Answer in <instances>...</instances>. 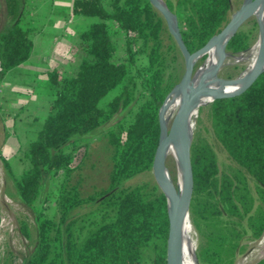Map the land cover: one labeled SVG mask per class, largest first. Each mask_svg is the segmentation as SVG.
<instances>
[{
    "label": "trees",
    "instance_id": "16d2710c",
    "mask_svg": "<svg viewBox=\"0 0 264 264\" xmlns=\"http://www.w3.org/2000/svg\"><path fill=\"white\" fill-rule=\"evenodd\" d=\"M164 1L176 14L190 51L206 45L233 14L232 0ZM28 2L2 0L0 84L30 57L32 29L23 23ZM72 12L90 19L79 33L82 61L66 79L49 75L52 106L23 149L18 176L3 157L17 198L35 222L33 236L28 220L19 219L21 233L33 243L23 264H167L168 202L152 167L161 134L159 111L183 76V55L150 0H73ZM118 39L125 45L122 59ZM243 40L238 31L227 49L245 50ZM140 51L146 57L143 65L137 61ZM114 89L117 93L101 104ZM134 101L119 132H108V186L89 194L82 193L80 179L68 186L85 154L81 149L91 141L87 136ZM207 116L233 166L221 172L215 149L196 134L190 216L193 224L196 216L203 221L206 238L198 259L201 264H235L246 252L245 240L264 234V72L240 95L212 101ZM142 175L149 176L129 183ZM2 264L16 263L5 256Z\"/></svg>",
    "mask_w": 264,
    "mask_h": 264
},
{
    "label": "rangeland",
    "instance_id": "374dc122",
    "mask_svg": "<svg viewBox=\"0 0 264 264\" xmlns=\"http://www.w3.org/2000/svg\"><path fill=\"white\" fill-rule=\"evenodd\" d=\"M243 1L244 0H232L233 13L235 12V10H238L241 7ZM3 11L4 5L2 3V0H0V24L3 16ZM239 31L244 36L243 41L246 43L247 48L257 41L259 36V7L256 12L242 24ZM117 44L118 57L122 59L125 55V45L123 40L121 39L117 40ZM139 46L140 42L138 41L137 47ZM226 52L229 54V57L227 61H225V63L223 62V65L221 66V68H223H220L219 74L224 78H236L245 70L246 65L243 63L234 62L233 58L239 53L238 51L226 49ZM208 57L209 56L207 55L206 59ZM183 59L184 58L180 59V63L182 62V64L184 65L181 70V75L183 74L185 68ZM137 61L139 65H143L146 63L144 52H138ZM204 62V59H200L196 63L195 68L199 69ZM170 73L171 70L167 72V78ZM212 78L213 75H210L207 80H211ZM140 90L141 86L138 84L135 88L136 96L138 95V92ZM116 93L117 89L112 90L102 99L101 104L107 103ZM3 102L4 101L2 100L0 93V264H2L5 256L11 257L16 264H23L24 260L33 249V243L21 233L19 219L25 218L28 220L33 236H35V222L33 215L17 198V193L12 176L4 164L3 157L9 159L14 173L18 176L23 169L20 158L23 157L22 152L24 150L21 149V146H23V148L25 146L26 148L30 141L35 139L37 134L35 131L27 133L24 128V124L29 119V116H35V109L32 106L30 109L26 110L25 118H22V115L19 116L16 113L13 114L14 111L10 108L8 109L5 105L4 108V106L2 105ZM209 104L210 103H205L201 106L202 108L200 109L199 115L195 120L193 141L197 134L199 140H206L207 142H209V144L213 146L217 154L220 171L228 172L230 170V167L233 166V163L225 149L215 139L210 121L208 120L207 116ZM133 106H135V101L132 102L128 107L118 112L106 124L87 136V138H91V141L85 149H81V151H83V154L85 150V154L84 156L82 155V162L74 170L70 179L68 180V186L77 183L80 179V188L83 194H89L92 193L95 189L105 188L108 186L109 173L112 165V147L108 140V132H119V122L130 113V108ZM15 115L17 119L15 118ZM175 115L172 117V121ZM41 116L43 117L45 115ZM38 121L40 122V119ZM16 140L21 143V146H19V144H16ZM79 158H76V163L80 161ZM166 166L169 168V171L171 173L170 176L173 177L174 184L177 185L176 165L172 157H169L167 159ZM148 176L149 175H142L136 177L129 183L136 184L144 179H147ZM47 205L48 210L53 213V211L55 210V204L53 200H50ZM84 210L85 209H81L80 211ZM193 226L195 230L193 234V240L196 245V255L198 257L200 246L203 245L206 239L204 238V223L200 219V217L196 216ZM262 238L264 239V234L260 239L257 240L246 239L244 243L246 244V252L238 256L235 264H258L264 261V244H262ZM9 252L11 253V255L9 254ZM199 264L201 263L199 262Z\"/></svg>",
    "mask_w": 264,
    "mask_h": 264
},
{
    "label": "water",
    "instance_id": "95a60500",
    "mask_svg": "<svg viewBox=\"0 0 264 264\" xmlns=\"http://www.w3.org/2000/svg\"><path fill=\"white\" fill-rule=\"evenodd\" d=\"M152 4L160 11L164 17L170 33L173 35L182 55L184 58V73L181 80L174 86L168 93L164 103L159 111V122L161 127V134L159 144L156 150L152 172L154 178L165 194L168 202V215H169V234L167 240V264H183L182 261V229L183 222L186 215L190 214V205L193 197L194 178L192 168L191 146L193 135L190 128V121L194 110L195 102L203 93H214L215 96L212 101L221 98L235 97L246 91L256 79L264 72L263 64V50L260 59L254 70L252 71L245 84L238 90L232 92L217 91L214 89H205L202 87L200 90H194L192 81L197 70L196 63L200 59H206L207 53L210 49L222 44L223 51L226 52L227 45L232 37L239 31L242 24L247 21L258 9L262 0H244L241 7L236 10L228 23L222 29L213 35L206 45L203 47L190 51L181 34L178 24V18L167 6L164 0H150ZM264 49V38H263ZM228 54V53H227ZM222 57L216 64L212 71L213 76H217L219 70L224 62ZM206 78V77H205ZM239 80L236 78L222 79L223 85L228 86L235 84ZM211 85V84H210ZM181 90L185 98L180 109L175 115L169 131L164 125V110L166 103L172 92ZM211 101V102H212ZM181 134L186 142L183 154V191L180 196L177 195L174 184L170 181L167 174L166 157L168 146L172 138ZM196 263L199 264L197 255L195 254Z\"/></svg>",
    "mask_w": 264,
    "mask_h": 264
},
{
    "label": "crops",
    "instance_id": "0c3cea01",
    "mask_svg": "<svg viewBox=\"0 0 264 264\" xmlns=\"http://www.w3.org/2000/svg\"><path fill=\"white\" fill-rule=\"evenodd\" d=\"M72 5L73 0L28 2L23 23L32 29L30 57L10 70L0 84L2 105L13 110V114L25 118L26 110L32 106L35 109V116H29L24 124L27 133H38L50 112L53 93L49 75L56 73L60 79H66L75 73L82 61L78 52L79 33L90 19L74 15ZM16 144L21 146L17 140Z\"/></svg>",
    "mask_w": 264,
    "mask_h": 264
},
{
    "label": "bare ground",
    "instance_id": "6f19581e",
    "mask_svg": "<svg viewBox=\"0 0 264 264\" xmlns=\"http://www.w3.org/2000/svg\"><path fill=\"white\" fill-rule=\"evenodd\" d=\"M263 38H264V0H262V2L259 5V36H258L257 41L248 49L240 51L233 58L235 63H243L246 65L245 70L238 76L239 80L235 84L224 86L222 82V79H224V77L220 76L219 73L217 76H213L211 80H207V78L210 75H212V71L214 67L216 66V64L219 62V60L222 57H224L225 58L224 63H225V61H227L229 57V54L223 51L222 44H220L216 46L215 48H212L208 51L207 55L209 57L205 60L203 65L197 70L196 74L194 75V78L192 81L193 89L197 91V90L202 89L203 87L205 89L207 88V89H214L217 91L220 90V91H226V92H232V91H236L240 89L245 84L246 80L249 78L252 71L258 64L262 50H263L262 67L264 68ZM214 96H215L214 93H203L196 100L194 110L192 113V117H191V121H190V128L192 131V135H194L195 120L199 115L200 109L202 108L201 106L205 103H211ZM184 100L185 98L181 90L174 91L169 96L167 103H166V108L163 113L164 114V125L168 131L171 127L172 117L175 115L176 112H178ZM185 142L186 140L181 134L174 136L168 146L167 157H166V161L169 157H172L175 161L176 172H177V185L174 184L173 177L170 176L171 173L169 171V168L167 166L166 167H167L168 177L170 181L174 184L178 196H180L183 191V183H184L183 154H184V149H185ZM194 231L195 230H194L191 216L190 214H188L184 218L183 229H182V261H183V264H197L195 260L196 245L193 240ZM262 244H264V239L262 241Z\"/></svg>",
    "mask_w": 264,
    "mask_h": 264
},
{
    "label": "flooded vegetation",
    "instance_id": "af4514ba",
    "mask_svg": "<svg viewBox=\"0 0 264 264\" xmlns=\"http://www.w3.org/2000/svg\"><path fill=\"white\" fill-rule=\"evenodd\" d=\"M253 44H254V43H253ZM251 46H252V45H251ZM251 46H249V47H251ZM249 47H248V48H249ZM248 48H246V49H248ZM246 49H245V50H246Z\"/></svg>",
    "mask_w": 264,
    "mask_h": 264
}]
</instances>
